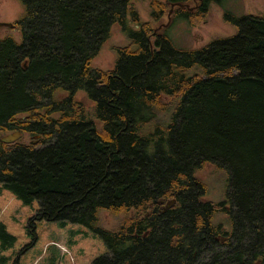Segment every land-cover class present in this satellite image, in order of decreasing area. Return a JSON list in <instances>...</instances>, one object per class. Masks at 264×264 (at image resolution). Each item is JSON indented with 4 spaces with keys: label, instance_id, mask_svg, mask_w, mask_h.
I'll return each instance as SVG.
<instances>
[{
    "label": "trees",
    "instance_id": "1",
    "mask_svg": "<svg viewBox=\"0 0 264 264\" xmlns=\"http://www.w3.org/2000/svg\"><path fill=\"white\" fill-rule=\"evenodd\" d=\"M20 1L23 40L0 38V184L39 218L99 235L94 264H264V14H224L234 35L183 50L133 0ZM178 1L153 0V18ZM200 1L175 17L199 19ZM116 23L130 42L96 68ZM15 131L40 144L2 140ZM208 163L228 175L219 202L203 200Z\"/></svg>",
    "mask_w": 264,
    "mask_h": 264
},
{
    "label": "rangeland",
    "instance_id": "2",
    "mask_svg": "<svg viewBox=\"0 0 264 264\" xmlns=\"http://www.w3.org/2000/svg\"><path fill=\"white\" fill-rule=\"evenodd\" d=\"M152 2L133 0L131 6L137 10L142 21H152L154 33L161 34L169 25L166 35L176 48L183 50L200 48L214 38L234 35L237 25L230 21L264 14V0H211L208 12L192 21L182 16L175 17L176 10L182 8L192 14L199 9L201 1L179 0L177 5L169 4L165 14L155 20ZM25 11V5L20 0H0V38L12 35L17 42L23 40L22 31L16 27V23L23 18ZM224 14H228L231 20L227 21ZM127 19L131 28L138 29L130 13ZM129 42L121 25L114 24L111 36L94 57L92 65L103 70L113 69L118 56L117 47L126 46ZM68 94L62 89L57 91L60 98ZM73 96L76 101L94 106L84 90L76 91ZM23 135L21 138L24 142L40 144L37 137ZM197 176L209 186L204 201L219 202L225 198L228 186L226 171L208 163ZM38 210L37 201L24 203L0 184V264H94L97 258L107 254L108 249L102 238L86 226L71 222L61 226L57 222L39 218ZM219 217L225 218L223 215ZM100 218L107 229L118 222V218L108 211H102Z\"/></svg>",
    "mask_w": 264,
    "mask_h": 264
},
{
    "label": "water",
    "instance_id": "3",
    "mask_svg": "<svg viewBox=\"0 0 264 264\" xmlns=\"http://www.w3.org/2000/svg\"><path fill=\"white\" fill-rule=\"evenodd\" d=\"M22 137V133L19 131H15L13 133H10L8 135H5L2 140L6 143H12L17 141L18 139H20Z\"/></svg>",
    "mask_w": 264,
    "mask_h": 264
}]
</instances>
